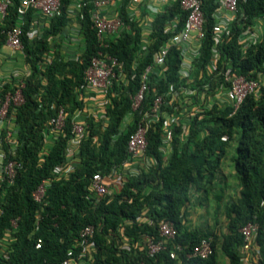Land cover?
<instances>
[{
  "label": "trees",
  "instance_id": "16d2710c",
  "mask_svg": "<svg viewBox=\"0 0 264 264\" xmlns=\"http://www.w3.org/2000/svg\"><path fill=\"white\" fill-rule=\"evenodd\" d=\"M60 1L62 14L52 18L40 36L29 39L26 34L31 12L22 25L21 58L27 68L22 76L23 102L15 107L11 116L13 130H16L14 136L6 138V128H0L5 160L21 164L11 180L0 182V264H53L64 259L70 250L73 253L71 264H137L140 261L176 264V260L169 257L168 251L172 248L187 264H219V253L229 264H243L244 258L252 264H264V231L260 229L254 239L252 248L257 251L251 249L244 254L239 230L249 221L264 223V29L260 38L247 46L238 40L255 20L264 22V0H237L235 18L225 26L215 48L212 26L218 3L202 0L204 37L197 58L200 70L217 52V68L230 66L238 74L257 79L258 93L249 94L234 113L230 106H213L191 115L188 122L182 121L180 112L183 106L189 107L188 103L165 105V111L172 117L179 113V119L170 123L172 150L161 149L165 121L161 117L146 134L145 157L149 166L141 168L136 175H120L117 180L113 177L115 170L127 161L126 142L139 118L135 112L131 123L123 122L130 110V96L138 89L140 73L150 61L152 51L169 35L164 31L165 24L180 15L176 30L182 27L184 14H181L180 0H172L155 15L150 33L152 42L136 66L133 62L140 49V27L137 20L127 15L128 0H121L119 14L130 30L109 40L105 50L122 61L127 82H115L102 93L105 102L99 110L104 112L105 118L87 112L90 104L77 90L83 82L84 70L99 48L89 17L91 0H83L80 20L83 51L77 58L68 59L61 54L60 42L51 43L70 19L66 13L70 0ZM18 3L19 0H10L7 6L0 26V48L6 41L2 30L16 23ZM46 55L48 61L44 60ZM178 64V52L172 48L165 76L150 84L141 109H146L155 94L165 90L169 82L184 84L177 74ZM197 75L198 71L194 73L198 81ZM8 91L13 89L7 82L0 87V106ZM61 106L65 110L64 126L51 132L48 121ZM77 110L83 111L87 126L76 143V153L69 156L73 140L71 120ZM223 134L228 136V141L220 140ZM233 140L236 146L231 162L236 190L228 194L224 202L223 187L214 195L217 225L218 211L223 207L219 237L215 229H193L186 225L190 191L214 187L211 185L217 177L223 182L222 186L226 185L219 165L226 152L224 146ZM94 172L114 178L111 193L97 198L90 192ZM42 180H48L49 184L42 199L36 201L32 192ZM162 219L173 222L176 235L167 242L166 250L149 256L144 236L154 241L160 239L158 222ZM86 225H92L94 232L83 242L79 231ZM203 237L211 240L213 253L204 259L187 258L186 252ZM37 239L41 240L39 248L35 247ZM176 245L182 249L175 248Z\"/></svg>",
  "mask_w": 264,
  "mask_h": 264
},
{
  "label": "built area",
  "instance_id": "2783aa9c",
  "mask_svg": "<svg viewBox=\"0 0 264 264\" xmlns=\"http://www.w3.org/2000/svg\"><path fill=\"white\" fill-rule=\"evenodd\" d=\"M171 1L128 0L126 6L128 17L133 21H138V18H143L142 21H138L141 32L140 49L136 52L137 56L133 62L134 66L138 64L139 59L148 51V47L152 42L150 33L152 32V22L155 15L161 12L163 7ZM215 1L218 4L213 12L214 23L212 29L215 34L213 42L214 48L221 41V35L224 32L225 26L234 20L237 12V0ZM9 3L10 0H0V26L7 14V6ZM84 4L83 0H70V4L66 9L67 16L74 21L71 25L74 29L69 28V26L68 36L65 35L62 39L60 48L64 52V59L77 58L82 53V51L68 53L64 50L68 47L67 45L72 44L70 37L82 35L80 20L83 18L82 7ZM91 4L89 17L91 27L95 30L99 48L84 70L83 82L78 86L77 90L82 93L85 100L89 101L92 99L96 101V104H99L105 102L101 95L106 88L112 87L115 82H127L122 61L116 56L111 55L105 48L108 46L109 40L119 38L123 32L130 30V26L120 17L119 8L121 6V0H91ZM179 5L181 14H184L182 27L176 30L180 15L175 16L171 22L169 21L165 24L164 31L169 32V35L162 44L152 51L150 61L140 73L138 89L130 96V110L124 117L123 122L125 124L131 123L135 112L139 118L136 122L135 129L129 135L126 142L128 152L127 161L123 167L115 170L113 177L116 179L120 175H136L140 172L141 168H147L149 166L150 163L145 157L147 148L146 134L150 126L161 117L165 119L162 127L161 149L166 152L172 150L170 145V123L174 119H179L177 117L179 113L174 114V117H172L169 112L165 111V105L178 102L182 106L188 103L189 107L186 106L185 108L183 106L180 109V112H182V121L188 122L191 119V115L193 116L198 112L208 111L213 106L217 108L230 106L232 108L231 113H234L249 94L256 95L258 93L259 81L257 79L247 78L242 74H238L230 66L217 68V52H214L203 69L198 70L197 58L200 56V43L204 37L203 25L205 21L202 0H180ZM30 12L31 20L26 34L29 39H33L36 36H40L48 28L52 18L62 14V4L60 0H19L16 7V23L10 28L2 30L3 33H6V41L3 46L7 45L12 50L22 52V25L25 17ZM141 12H143L142 17H138ZM263 24L262 19L255 20L250 27H247L238 36L239 42L247 46L258 40L260 38L258 32L261 28H264ZM57 36L51 39V43L54 44ZM2 47L0 48V87L8 82L12 84L13 91H8L0 106V128H6V138H12L16 130H13L11 116L14 115L15 107L23 102L21 89L24 86V82L22 80L23 75L18 77L15 70L12 73L10 72L9 75L2 74L1 60L4 55ZM172 48H175L178 52L179 66L177 68V74L180 79L184 80V84L177 85L169 82L165 90L155 94L146 109H141L142 103L149 92L150 84H155L158 79L165 76L169 54ZM53 49L54 47L51 45L50 52ZM44 60L48 61L49 56L46 55ZM196 71H198V81L194 76ZM14 79H16L15 82ZM10 108L11 110L9 111ZM175 108L174 106L173 110ZM84 117L83 111L77 110L71 120L70 132L73 140L71 146L72 151L70 150L69 156L76 153V143L86 131L87 123ZM95 117L105 118L104 112L98 111ZM64 118L65 110L61 106L58 108L56 114L50 117L48 121L50 131L57 132L62 129L64 126ZM220 140L228 141V136L223 134L220 136ZM3 154L4 151L1 148L0 142V182L5 179L11 180L15 175L16 169L21 165L14 160H5ZM48 184V180H42L32 192V196L36 201L42 199ZM89 190L97 198L111 193L107 178L100 172H94L92 174ZM13 225H15V221ZM260 229L264 231V223L260 225L252 221L245 223L239 229L243 238L241 250L244 254L254 249L252 248L253 242ZM158 231L160 239L156 241L152 240L148 235L144 236L146 252L149 256H154L156 253L166 250L167 242L172 240L176 235L173 222L165 219L158 222ZM93 232L94 227L92 225H86L79 231V236L83 242H86L93 235ZM40 245L41 240L37 239L35 247L39 248ZM175 248L182 249L180 245H176ZM254 250L257 251L256 248ZM168 253L170 258L176 260V264H187V262L179 258L178 253L173 248ZM212 253L213 246L211 240L203 237L190 247L189 251L186 252V257L204 259ZM72 254L71 250L68 251L64 259L53 264H71L73 262ZM137 264L146 263L140 261Z\"/></svg>",
  "mask_w": 264,
  "mask_h": 264
},
{
  "label": "crops",
  "instance_id": "0c3cea01",
  "mask_svg": "<svg viewBox=\"0 0 264 264\" xmlns=\"http://www.w3.org/2000/svg\"><path fill=\"white\" fill-rule=\"evenodd\" d=\"M142 15H143V12H141L138 17H142ZM142 19L143 18H138V21H142ZM73 22H74L73 19L70 18L69 21H68V24L65 26V28L58 34L59 37L57 36V39L55 40L56 42L58 41L61 44L62 39L65 37V35L68 36L69 28L74 29L71 26L73 24ZM70 40H71L72 44L67 45L68 47L64 51H67L68 53L73 52V51L74 52H77V51L81 52V51H83V45H84L83 44V35L80 34L79 36L78 35L77 36H72V37H70ZM78 41H80V44L77 43ZM77 47H78V49H77ZM2 50H3V47H2ZM60 51H61V54L64 55V52L61 49H60ZM4 53H6V52H4ZM7 55L8 54H5L4 56H7ZM7 58H9V56ZM8 60H10V59H8ZM94 110H95V113L98 112L97 111L98 108L96 106H95V109ZM228 150L229 149H227V151ZM227 151L225 152V155L221 159L220 165H219L220 173H222L225 176V178H226V173H231L232 176L234 177V169H233V166L231 168L229 166L230 164H232L231 159H230L229 164H224V159H225V156L227 155ZM231 156H233V155H231ZM223 168H229V169L226 172ZM113 180H114L113 178H107V182L110 184L111 189H112V186L111 185L114 183ZM225 180H226V185L225 186H222L223 185V182L221 180H219V177H217L214 180L213 185H211V186H214V187H210L209 186V187H207L206 190H204L202 188L199 189V190H195L194 188L191 189V191H190L191 205H190V208H189V211H188L186 225H188L190 228H193V229L194 228L216 229V226L214 227L215 221H213V223H210V222L205 223L203 221V219L202 220L198 219V221H197V218H198V214L200 213V210L202 211L204 209L206 201H207V203L208 202H212L213 203V206H212V208H210V210H211L212 216L215 217V215H214V211H215V208H216L215 198H214L215 192H219V190L223 187V189H224V191H223L224 192L223 202L225 201V199L227 198L228 194L230 193L229 192L228 194H226V191H227L226 190L227 189L226 187H227V183H229V182H228L227 178ZM235 182H236V179H235ZM233 189H234L233 191L236 190L235 185L233 186ZM232 193H234V192H232ZM207 215L209 216L208 213H207ZM218 215H219V217H222L221 219L223 220V217H224L223 216V213H222V215L221 214H218ZM221 255L224 257L225 260H222L221 261V258H220ZM218 259H219V261H218L219 264H229L228 259L223 254H219L218 255ZM243 264H252V263L249 262V261H246V259L244 258Z\"/></svg>",
  "mask_w": 264,
  "mask_h": 264
},
{
  "label": "rangeland",
  "instance_id": "374dc122",
  "mask_svg": "<svg viewBox=\"0 0 264 264\" xmlns=\"http://www.w3.org/2000/svg\"><path fill=\"white\" fill-rule=\"evenodd\" d=\"M263 27H264V25H263ZM263 29L261 28L259 30V32H258L260 34L259 36H261V34L263 32ZM77 43L80 44V41H78ZM77 49H78V47H77ZM3 51L6 52V53L3 52L4 55L5 54H8V55L7 56H4L3 55L4 57L2 56V60H1L2 71H3L2 74L9 75L10 72L12 73V72H14V70H15V73L18 75V77H21L23 74H25L27 69H26V66H25V64L23 62V59L21 58L22 57V53L21 52H17L15 50H12L7 45L3 46ZM8 56H9V58H7ZM8 59H10V60H8ZM88 102H89L90 105L87 107L89 109V111H87V112H95V110L93 109L94 106H96L98 108V110L101 109L102 106H103V103L96 104L95 103L96 101L95 100H92V99L89 100ZM235 146H236V144H235V141L234 140L233 141H230L228 143V145H225L224 146V148H225L226 151H227V149H229L227 151V155L225 156L224 164H229L230 159H231L230 156L235 154ZM229 166L231 168L233 165L230 164ZM223 169L227 172L229 168H223ZM226 178H227V180L229 182V183H227V187H226L227 188L226 189L227 191H226V194H228L229 192H230L229 194H234L232 192H234L233 191L234 190L233 189V186L236 185L235 184L236 183L235 182V178L232 176L231 173H226ZM208 203L206 201L204 209L202 211L200 210V213L198 214L197 221H198V219H200V220L203 219V221L205 223H207V222L213 223V221H215L214 217L212 216L211 210H210V208H212V206H213V203L212 202H208ZM222 208L223 207L220 208V210L218 211V214H221L222 215V211H221ZM207 213L209 214V216L207 215ZM221 218L222 217H219V215H218V222L219 223H218V225L217 224L214 225V227L216 226L215 231L217 232V234H219V237H220V231L222 230V227H221V221H222V219ZM218 246H219V244L217 243V251L220 252ZM220 258H221V261L222 260H225L222 255H221Z\"/></svg>",
  "mask_w": 264,
  "mask_h": 264
}]
</instances>
